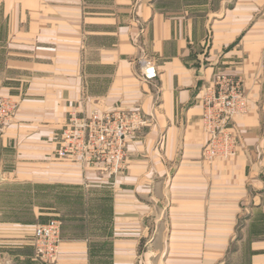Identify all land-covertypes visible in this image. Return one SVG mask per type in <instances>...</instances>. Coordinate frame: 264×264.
<instances>
[{
  "label": "crops",
  "instance_id": "1",
  "mask_svg": "<svg viewBox=\"0 0 264 264\" xmlns=\"http://www.w3.org/2000/svg\"><path fill=\"white\" fill-rule=\"evenodd\" d=\"M218 74L242 81L248 113L234 120L237 155L208 162L203 98ZM0 96L19 103L0 126L1 187L74 192L42 212L83 206L54 214L55 264H142L158 223L184 242L177 264H219L246 240L264 264V0H0ZM134 109L148 123L122 175L56 157L71 112ZM37 226L0 219V264H48Z\"/></svg>",
  "mask_w": 264,
  "mask_h": 264
},
{
  "label": "built area",
  "instance_id": "2",
  "mask_svg": "<svg viewBox=\"0 0 264 264\" xmlns=\"http://www.w3.org/2000/svg\"><path fill=\"white\" fill-rule=\"evenodd\" d=\"M146 79L156 77L153 62ZM18 104L0 96V121L11 118ZM248 113V100L240 79L228 75L215 76L213 85L203 98L202 123L209 136L203 151L205 160H228L237 155L239 137L234 120ZM148 120L139 109L71 112L60 130L56 156L62 160L90 166L105 176L125 172L127 141L140 132ZM62 243V224L50 220L34 230L36 255L48 264H55Z\"/></svg>",
  "mask_w": 264,
  "mask_h": 264
},
{
  "label": "rangeland",
  "instance_id": "3",
  "mask_svg": "<svg viewBox=\"0 0 264 264\" xmlns=\"http://www.w3.org/2000/svg\"><path fill=\"white\" fill-rule=\"evenodd\" d=\"M2 97L9 98L15 101V103H17V101L12 99L11 97L8 96H2ZM18 109H19V105L11 118L6 120L5 122L0 121V126H4L5 124L10 123L11 120L15 118V114L16 112H18L17 111ZM39 184L40 183H37V181H32V180L30 182H26V184H21L12 187H6V186L1 187L2 185L1 184L0 185V219L2 221L11 220V221H22V222H34L37 223V225L39 226L48 223V221L50 220H59L57 215L54 214H61V213H63L64 215H67L68 213L83 214V209H82L83 206H81L80 209L64 208V209H56V210H43V212L38 208H34L33 205H35L36 203L38 204L39 202L41 204H46L49 207H53V205L55 204L54 202L55 198L59 199L60 196L62 195L63 198L66 197L67 199L70 197V194H74L73 191H71L70 193V190L65 187H61V188L59 187L55 191L53 189L39 188L38 187L40 186ZM89 204L90 205L88 207L89 209L88 212L90 215H94V214L99 215V213L104 211L102 210L104 205H102V209L97 207L100 205V203L95 204L93 202H90ZM156 227H157L156 237L158 238L151 243L147 241L141 242V246H140L141 248L140 253L142 255V257H140L141 263L144 264L146 260L147 264H170L169 262L170 252L174 253L173 264L179 263L177 260L174 259H176L177 257V252H179L180 250L182 241L179 242L174 239L171 240L170 232L167 233V238L165 239L163 235V233L165 232L164 226L158 223ZM246 241L247 242H233V245L229 249L228 255L226 257H223L220 260L219 264H251L252 259L250 256V251L248 250L250 248V242L249 240ZM197 244H199V242ZM183 245L184 242H182V247ZM204 247L206 246H203V248Z\"/></svg>",
  "mask_w": 264,
  "mask_h": 264
}]
</instances>
